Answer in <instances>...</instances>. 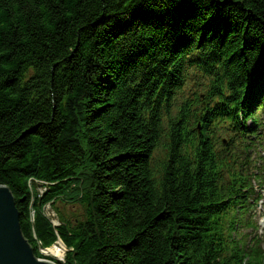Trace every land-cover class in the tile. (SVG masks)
I'll use <instances>...</instances> for the list:
<instances>
[{
	"label": "trees",
	"instance_id": "1",
	"mask_svg": "<svg viewBox=\"0 0 264 264\" xmlns=\"http://www.w3.org/2000/svg\"><path fill=\"white\" fill-rule=\"evenodd\" d=\"M262 78L264 0H0V186L35 257L264 264L242 234L257 144L234 128Z\"/></svg>",
	"mask_w": 264,
	"mask_h": 264
},
{
	"label": "water",
	"instance_id": "2",
	"mask_svg": "<svg viewBox=\"0 0 264 264\" xmlns=\"http://www.w3.org/2000/svg\"><path fill=\"white\" fill-rule=\"evenodd\" d=\"M0 264H56L35 257L21 233L14 198L4 186H0Z\"/></svg>",
	"mask_w": 264,
	"mask_h": 264
},
{
	"label": "rangeland",
	"instance_id": "3",
	"mask_svg": "<svg viewBox=\"0 0 264 264\" xmlns=\"http://www.w3.org/2000/svg\"><path fill=\"white\" fill-rule=\"evenodd\" d=\"M39 191H40V189H39ZM260 206H261V204L259 205V207ZM261 207H262L261 208V211L258 212V215H259V217H262L263 216V219L261 221V225L264 226V206H261ZM55 209H57L60 214H62L63 216H65V217H67L69 219H72L73 215L78 212V207H74V206H71V205H61L59 203L56 205V208ZM45 214H46L47 217H49L52 220V222H55V223L58 222V220H57L58 213L56 214L53 208H50V207L47 206L45 208ZM55 246H58V248L63 249L64 255L61 258V260L64 261L63 258H64L65 254H66V251H67L66 248L60 242H57L55 244ZM40 252H41V249H39V253ZM40 256H41L40 259H45V260H49V261L54 262L53 261V259H54L53 257H45L44 254H43V256L40 254Z\"/></svg>",
	"mask_w": 264,
	"mask_h": 264
},
{
	"label": "bare ground",
	"instance_id": "4",
	"mask_svg": "<svg viewBox=\"0 0 264 264\" xmlns=\"http://www.w3.org/2000/svg\"><path fill=\"white\" fill-rule=\"evenodd\" d=\"M61 244H63L62 241H60ZM64 245V244H63ZM67 252V251H66ZM40 254L43 256V254L45 255V257H53L55 260H61V258L64 255V251L63 249L58 248V246H52L48 249H41Z\"/></svg>",
	"mask_w": 264,
	"mask_h": 264
}]
</instances>
